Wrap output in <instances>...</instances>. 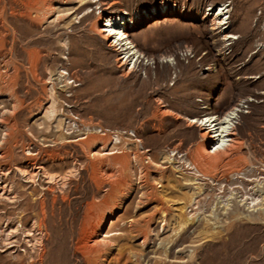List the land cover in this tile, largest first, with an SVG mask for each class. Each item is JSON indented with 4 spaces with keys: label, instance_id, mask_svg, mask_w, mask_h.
I'll use <instances>...</instances> for the list:
<instances>
[{
    "label": "rangeland",
    "instance_id": "374dc122",
    "mask_svg": "<svg viewBox=\"0 0 264 264\" xmlns=\"http://www.w3.org/2000/svg\"><path fill=\"white\" fill-rule=\"evenodd\" d=\"M85 2L0 0V264H84L90 205L101 264H264V0ZM120 15L132 45L94 29Z\"/></svg>",
    "mask_w": 264,
    "mask_h": 264
},
{
    "label": "bare ground",
    "instance_id": "6f19581e",
    "mask_svg": "<svg viewBox=\"0 0 264 264\" xmlns=\"http://www.w3.org/2000/svg\"><path fill=\"white\" fill-rule=\"evenodd\" d=\"M84 3L87 2H85L84 0ZM227 14L228 10L226 5H221L219 9H217V14L215 15L213 21H216L218 25H223L227 23ZM99 18L102 20V26H100V24L96 22L94 24V29L96 30V33H98V35H100V37H102L104 40H113L112 44H110L111 46H118L121 45L123 42L126 46L133 44V42L130 41L127 31L123 30V27L129 22L124 15L116 17L100 16ZM132 50L133 49H131V51ZM133 51V53L130 51L126 52L125 58L128 59L131 55H133L130 61V65L135 66L140 60L142 54L137 50ZM234 111L235 109H229L227 112H223L218 117H215V115H213L209 118L203 119L200 122V125H208L207 127L209 130L202 134V138L208 136L209 138L215 140V143L213 144V151L203 148V151L205 153L204 158H206V160H208L209 162L217 163L221 161L225 155L229 154L232 147L237 142L235 138H231V136L235 134L233 125L231 124ZM215 122L218 123L214 124ZM217 125H220V127L216 129L215 127ZM100 133H102V135L106 134V132L102 129ZM210 133H213V136ZM79 140H85V138L80 137ZM94 155L95 154H93V156ZM5 156V152H3L0 158H4ZM193 168L195 169V172L198 177H201L203 179L212 178L207 171H203V169H201V167H198V165H194ZM126 170V167L123 166L120 171L122 176L120 181L122 185H124L125 183L124 174L126 173ZM103 214L104 213L102 212V210L95 205H90L86 208V210H84L83 218L79 224L77 237V245H79L78 248L82 250V258L84 264H101V261L105 257V254L110 250V248L113 247L112 241L104 240L103 242H100L98 240L100 232L102 231L103 226L107 221V217H105Z\"/></svg>",
    "mask_w": 264,
    "mask_h": 264
}]
</instances>
